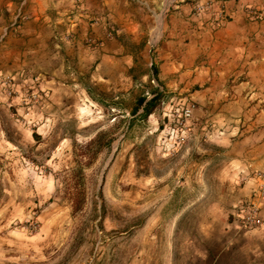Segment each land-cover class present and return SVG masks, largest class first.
Segmentation results:
<instances>
[{
    "label": "rangeland",
    "instance_id": "1",
    "mask_svg": "<svg viewBox=\"0 0 264 264\" xmlns=\"http://www.w3.org/2000/svg\"><path fill=\"white\" fill-rule=\"evenodd\" d=\"M155 49L139 98H161L143 117L142 106L132 114L137 101L112 110L71 83L55 102L47 62L18 77L0 43V78L14 81L10 94L0 90V264H145L151 237L167 228L179 232L177 245L206 247L226 230L264 225V182L249 191L229 170L228 124L236 137L244 113L197 106L189 95L198 86L181 72L159 82ZM248 214L260 224L245 225Z\"/></svg>",
    "mask_w": 264,
    "mask_h": 264
},
{
    "label": "crops",
    "instance_id": "2",
    "mask_svg": "<svg viewBox=\"0 0 264 264\" xmlns=\"http://www.w3.org/2000/svg\"><path fill=\"white\" fill-rule=\"evenodd\" d=\"M223 1L220 18L194 14V0H0L1 54L17 61L18 77L47 62L44 87L55 102L59 91L72 93L63 86L71 83L85 93L92 87L96 103L126 112L143 97L155 46L159 82L170 70L181 72L198 86L189 95L197 106L223 102L230 115L244 113L236 137L237 123L227 119V158L253 191L264 182V0ZM178 233L152 236L145 264H264L263 247L248 245L264 243V225L229 236L226 230L221 244L206 247L177 245Z\"/></svg>",
    "mask_w": 264,
    "mask_h": 264
},
{
    "label": "built area",
    "instance_id": "3",
    "mask_svg": "<svg viewBox=\"0 0 264 264\" xmlns=\"http://www.w3.org/2000/svg\"><path fill=\"white\" fill-rule=\"evenodd\" d=\"M75 5H80V0H73ZM225 10L224 1L223 0H194L193 4V13L194 14H217L221 18ZM249 13L254 14L253 10H249ZM73 23L71 19L70 25ZM92 42L89 40V43ZM13 78L11 77H2L0 78V90L4 89L8 94L12 92ZM33 97H37L35 93H32ZM194 110V104L188 103L182 108L181 111V119L186 121L191 118ZM244 223L248 226L259 225L260 220L253 215H247L244 217Z\"/></svg>",
    "mask_w": 264,
    "mask_h": 264
},
{
    "label": "trees",
    "instance_id": "4",
    "mask_svg": "<svg viewBox=\"0 0 264 264\" xmlns=\"http://www.w3.org/2000/svg\"><path fill=\"white\" fill-rule=\"evenodd\" d=\"M160 98L161 96L159 94H156L150 100L147 101H144V99L139 98L136 102L135 108L132 110V114L135 115L138 110V107L142 106V116L147 117L153 112V107L156 103L160 101Z\"/></svg>",
    "mask_w": 264,
    "mask_h": 264
}]
</instances>
